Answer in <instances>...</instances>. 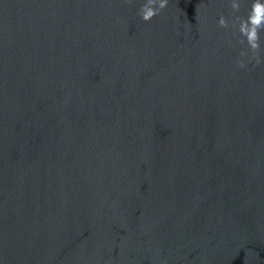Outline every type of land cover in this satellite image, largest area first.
Returning a JSON list of instances; mask_svg holds the SVG:
<instances>
[{"label":"water","instance_id":"1","mask_svg":"<svg viewBox=\"0 0 264 264\" xmlns=\"http://www.w3.org/2000/svg\"><path fill=\"white\" fill-rule=\"evenodd\" d=\"M0 264H264V0H0Z\"/></svg>","mask_w":264,"mask_h":264}]
</instances>
